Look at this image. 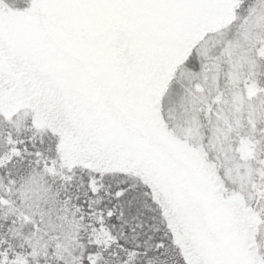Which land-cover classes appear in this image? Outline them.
Returning <instances> with one entry per match:
<instances>
[{
    "label": "snow or ice",
    "instance_id": "1",
    "mask_svg": "<svg viewBox=\"0 0 264 264\" xmlns=\"http://www.w3.org/2000/svg\"><path fill=\"white\" fill-rule=\"evenodd\" d=\"M0 264H264V0H0Z\"/></svg>",
    "mask_w": 264,
    "mask_h": 264
}]
</instances>
